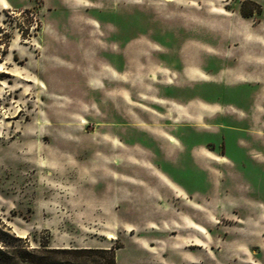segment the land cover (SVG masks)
I'll use <instances>...</instances> for the list:
<instances>
[{
	"label": "rangeland",
	"instance_id": "1",
	"mask_svg": "<svg viewBox=\"0 0 264 264\" xmlns=\"http://www.w3.org/2000/svg\"><path fill=\"white\" fill-rule=\"evenodd\" d=\"M262 114L264 0H0V247L264 264Z\"/></svg>",
	"mask_w": 264,
	"mask_h": 264
},
{
	"label": "trees",
	"instance_id": "2",
	"mask_svg": "<svg viewBox=\"0 0 264 264\" xmlns=\"http://www.w3.org/2000/svg\"><path fill=\"white\" fill-rule=\"evenodd\" d=\"M98 255L105 264H115L113 249L105 248H46L26 249L21 246L0 247V264H82L78 259L84 255ZM57 255L65 258L57 260Z\"/></svg>",
	"mask_w": 264,
	"mask_h": 264
},
{
	"label": "crops",
	"instance_id": "3",
	"mask_svg": "<svg viewBox=\"0 0 264 264\" xmlns=\"http://www.w3.org/2000/svg\"><path fill=\"white\" fill-rule=\"evenodd\" d=\"M97 60H99V59L97 58ZM92 63H93V62H92ZM100 64H101L102 66H104V67L106 66V67L110 68L113 72H116V73H118V74L120 73V68H119V66L111 65V64L109 63V61L106 60V59H104V58H101V59H100ZM110 66H113V67H110ZM93 67H94V66L91 67V70H93ZM100 72L103 73L104 70L101 69ZM197 72H201L199 68H197L196 71H193V72H191V73H195V74H196ZM107 74H108V72H107ZM176 103L178 104V106L181 107V110H182V112H184V113H187V112L189 111V107H192V106L195 107V106H197V105H199V104H205L204 101H203L202 99H200L199 96H196V97H194V98H189V99H186V100L181 99L180 101H177ZM198 103H199V104H198ZM262 109H263V108H262ZM261 116H262V118H263L264 114H262ZM261 120H262V119H261ZM262 122H264V120H263Z\"/></svg>",
	"mask_w": 264,
	"mask_h": 264
}]
</instances>
